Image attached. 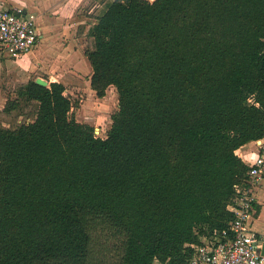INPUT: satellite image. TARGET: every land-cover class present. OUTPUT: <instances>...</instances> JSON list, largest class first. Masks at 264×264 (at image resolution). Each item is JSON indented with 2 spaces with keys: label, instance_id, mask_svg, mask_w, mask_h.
<instances>
[{
  "label": "trees",
  "instance_id": "1",
  "mask_svg": "<svg viewBox=\"0 0 264 264\" xmlns=\"http://www.w3.org/2000/svg\"><path fill=\"white\" fill-rule=\"evenodd\" d=\"M104 5L85 56L95 95H118L105 138L60 82L6 102L37 108L0 127V264H105L110 242L116 264H187L247 186L236 152L264 137V0Z\"/></svg>",
  "mask_w": 264,
  "mask_h": 264
},
{
  "label": "rangeland",
  "instance_id": "2",
  "mask_svg": "<svg viewBox=\"0 0 264 264\" xmlns=\"http://www.w3.org/2000/svg\"><path fill=\"white\" fill-rule=\"evenodd\" d=\"M105 2L106 0H90L88 2L75 0L76 12L72 20L83 21L82 25L72 27V31L66 35L63 33L59 35L58 32H44L36 21L39 34H41V40L36 44L38 47L35 46L36 48L34 47L31 53L18 59L0 52V127L15 128L22 123L32 121L37 108L36 103H26L23 99H19L18 108L5 113L6 102L17 99L18 91L29 80L43 78L50 82V76H53L52 82L62 83L65 86L66 95L73 103L71 116L79 123L92 126L94 134H97L99 138H105L112 124V116L118 111L116 89L109 87L105 96L98 98L90 87L89 79L92 71L87 69L90 68L87 58L85 60L88 67L78 66L76 68L75 62H69L71 58H68L65 63L73 65H65L61 58H57L58 55L54 51L57 50L59 43V46L68 50V42L72 44L76 42V48L81 49V52L85 54V50L92 47V39L88 35V30L104 10ZM43 21L42 26L46 24V21L45 23ZM53 34L55 37L52 36ZM73 34L77 35L74 43ZM104 240H100L102 245L105 244ZM106 244H108L106 249L110 255L105 257L104 262L105 264H116L118 245L113 242Z\"/></svg>",
  "mask_w": 264,
  "mask_h": 264
},
{
  "label": "built area",
  "instance_id": "3",
  "mask_svg": "<svg viewBox=\"0 0 264 264\" xmlns=\"http://www.w3.org/2000/svg\"><path fill=\"white\" fill-rule=\"evenodd\" d=\"M39 37L35 18L23 6L0 3V52L17 59L30 53ZM252 143L258 155L249 165L247 186H235V200L228 206L234 216L229 228L215 232L202 245L193 246L187 264H264L261 253L264 236L249 228L256 202L255 189L264 179V137Z\"/></svg>",
  "mask_w": 264,
  "mask_h": 264
},
{
  "label": "crops",
  "instance_id": "4",
  "mask_svg": "<svg viewBox=\"0 0 264 264\" xmlns=\"http://www.w3.org/2000/svg\"><path fill=\"white\" fill-rule=\"evenodd\" d=\"M80 1L88 2L90 0H79V2ZM152 1L153 0H150L149 2ZM0 3L7 5L9 7L23 6L25 10L35 18V20L39 24V28H41L44 32H49V33L58 32L57 34L59 35L61 33L66 35L68 34L69 31H72L73 29L72 27L82 25L84 23L83 21L75 22L74 20H72L76 12L74 8L75 0H0ZM42 20H44L43 21L44 23L46 21V24H44V26H42ZM54 34L52 35L53 37H55ZM39 36H40L39 37L40 38L39 41H40L41 34H39ZM76 38L77 35L73 34L72 36L73 43L75 42ZM61 41L63 40L61 39ZM59 44L57 50H54L58 55L57 58L59 59L61 58V60H63L64 63L68 58H71L69 62H75L76 68H78V66L88 67V64L85 60L86 56L81 52V49L76 48V42L75 44L68 42L69 44L68 50L63 49L62 46H59ZM65 65L69 66L73 64L65 63ZM87 69L89 71L90 70L92 71L91 66L90 68L88 67ZM50 80H51L50 82H52L53 76H50ZM47 82L50 83L49 81ZM236 153L242 159V161L247 166H249L251 163L254 162L255 158L257 157L258 150L255 147V145L251 142L239 148ZM255 196H256V202L254 204V214L249 221V228L258 235L264 236V179L262 180L260 185L255 189Z\"/></svg>",
  "mask_w": 264,
  "mask_h": 264
},
{
  "label": "water",
  "instance_id": "5",
  "mask_svg": "<svg viewBox=\"0 0 264 264\" xmlns=\"http://www.w3.org/2000/svg\"><path fill=\"white\" fill-rule=\"evenodd\" d=\"M35 82L37 84H40V85L45 86V87L49 86V83L46 80L42 79V78H36L35 79ZM261 253L264 255V246H263V248L261 250ZM153 264H160V263H158L157 261H155Z\"/></svg>",
  "mask_w": 264,
  "mask_h": 264
}]
</instances>
